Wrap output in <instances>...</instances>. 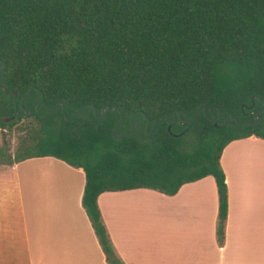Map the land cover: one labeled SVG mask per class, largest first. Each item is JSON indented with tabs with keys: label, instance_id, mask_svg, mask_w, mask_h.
<instances>
[{
	"label": "trees",
	"instance_id": "obj_1",
	"mask_svg": "<svg viewBox=\"0 0 264 264\" xmlns=\"http://www.w3.org/2000/svg\"><path fill=\"white\" fill-rule=\"evenodd\" d=\"M0 128L17 131L1 161L83 170L81 205L108 264L123 263L104 191L173 195L211 175L221 244V150L264 139V0H0Z\"/></svg>",
	"mask_w": 264,
	"mask_h": 264
},
{
	"label": "crops",
	"instance_id": "obj_2",
	"mask_svg": "<svg viewBox=\"0 0 264 264\" xmlns=\"http://www.w3.org/2000/svg\"><path fill=\"white\" fill-rule=\"evenodd\" d=\"M223 239L207 175L173 195L150 188L104 191L97 205L123 264H264V139L225 144ZM84 173L52 156L0 168V264H108L81 205Z\"/></svg>",
	"mask_w": 264,
	"mask_h": 264
},
{
	"label": "rangeland",
	"instance_id": "obj_3",
	"mask_svg": "<svg viewBox=\"0 0 264 264\" xmlns=\"http://www.w3.org/2000/svg\"><path fill=\"white\" fill-rule=\"evenodd\" d=\"M17 131L13 129L11 132H8L2 128H0V147L4 144L6 141L8 144V149L10 153H13L16 146V137H17ZM8 165L6 162L0 160V168Z\"/></svg>",
	"mask_w": 264,
	"mask_h": 264
},
{
	"label": "water",
	"instance_id": "obj_4",
	"mask_svg": "<svg viewBox=\"0 0 264 264\" xmlns=\"http://www.w3.org/2000/svg\"><path fill=\"white\" fill-rule=\"evenodd\" d=\"M10 104V101L6 104V106H8ZM110 108H114V106H111V107H103L102 109H101V113L103 114L104 113V111H105V109H110ZM197 112H198V110L196 111V113L194 114V117L196 116V114H197ZM255 118L257 117V113H255ZM230 118V117H229ZM184 121H189V120H184ZM226 121V119L224 120V122Z\"/></svg>",
	"mask_w": 264,
	"mask_h": 264
},
{
	"label": "flooded vegetation",
	"instance_id": "obj_5",
	"mask_svg": "<svg viewBox=\"0 0 264 264\" xmlns=\"http://www.w3.org/2000/svg\"><path fill=\"white\" fill-rule=\"evenodd\" d=\"M173 120H174V119H173ZM173 120H172V121H173Z\"/></svg>",
	"mask_w": 264,
	"mask_h": 264
}]
</instances>
